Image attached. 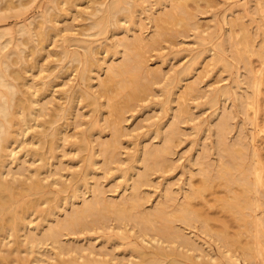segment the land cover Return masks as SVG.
Returning <instances> with one entry per match:
<instances>
[{"label":"rangeland","instance_id":"obj_1","mask_svg":"<svg viewBox=\"0 0 264 264\" xmlns=\"http://www.w3.org/2000/svg\"><path fill=\"white\" fill-rule=\"evenodd\" d=\"M10 1L17 8L3 14L10 15L17 12L21 4L24 6L21 22L14 17L0 22V31L12 30L6 38L15 37L14 30L32 20L38 30L46 29L47 35L49 33V36L41 37L45 44L38 47L36 53L32 48L40 42L29 36L23 38L24 45H10L16 51L24 50L22 67L30 69L25 84L31 87L24 86L25 94L28 96L41 90V102L48 103L44 113L49 114L39 118L43 128L50 125L45 122L60 109L69 110L65 117L58 119V126L64 130L62 140L54 145L50 158L53 166L42 177L63 175L58 181L70 183L74 176L89 175L85 177L87 180H84L78 198L81 205L82 197H93L92 188L96 185L104 188L106 198L117 201L131 193L137 179V176L131 180L125 176L130 169L137 167L140 172L146 168L145 153L168 147L170 149L162 153V163L149 172V184L142 188L145 208H152L167 192H172L181 203L187 191L198 190L200 198L194 202L199 205L193 208L201 212L199 218L194 217V220L192 217L191 225L189 220L185 224L182 219L184 222H179V226L177 223L181 218L171 216L177 220L173 226L185 229L202 246L203 257L200 259L207 260L210 254L216 257L212 264H228V258L237 264H264V221L258 225L254 223L257 216L264 220V0H121L120 11L110 18L98 9L105 10L111 0H57L56 10L51 11H48L51 0H0V8H5ZM47 12L54 13L51 24L44 21ZM87 48L93 52L94 65L83 80V70L92 60ZM64 51H68L66 58L61 56ZM127 54L141 56L144 67L139 70L138 80L149 84V89L140 94V100L133 102V106L124 110L117 151L119 161L106 166L101 144L114 137L112 127L116 112L112 101L123 106L132 86L122 89L114 84L109 92L103 90L102 82L109 77L110 66L121 64ZM12 59H17V55L13 54ZM124 75L121 76L129 79V74ZM225 115L229 118V131L226 144L223 142L224 148L248 152L242 153L248 157L247 164L245 159L241 160L244 164L236 160L239 156L236 152L233 154L235 160L228 157L227 151L220 146L222 142H218L217 125ZM172 123H178L177 136L172 142H165L166 131ZM43 128L34 127L19 137L14 146L16 159L10 165L14 171L21 166L34 169L43 164L36 162L37 156L33 154L47 150L36 141ZM225 161L234 166L230 165L234 169L233 172L230 170L232 174L225 173L216 180L213 177L214 181L212 175L219 173ZM248 164L254 165L251 172L247 171L250 168L246 169ZM208 166L213 167L212 172L210 169L213 181L208 178L210 172L205 171L206 168L209 170ZM205 173L209 176L205 177ZM60 189V185L53 187L48 196L51 202L42 205L44 210L54 204L55 197L67 196L70 192L60 194ZM257 192L263 193L262 199ZM239 202L252 206L246 210L247 207ZM239 204L240 208L245 207L243 211L251 214V219H255L253 224L249 214L237 208ZM71 208L68 202L63 203L61 217H65ZM238 213H244L250 221L242 214L244 219L239 217ZM36 216L33 217L35 224L40 221ZM240 218L243 220L238 221ZM131 222L129 227L133 229L134 222ZM35 224L29 225V229ZM104 235V231L98 230L85 232L78 240L73 235H66L62 241L71 239L70 242L75 240L80 246L92 245L97 252L105 246ZM120 237L126 239L123 241L126 245L131 243L126 235ZM110 244L117 242L106 243L107 251L112 253L106 258L112 262L125 255L126 260L130 258L131 250L127 246ZM21 246H25L22 250L27 248L28 252L21 254L23 257L27 254L25 261L28 264H75L73 260L76 259L71 253L59 256L50 241L42 249L37 248L36 243L32 249L26 241ZM36 252H44L45 258ZM89 252L90 249L85 254ZM195 252L191 250L188 254L196 256ZM19 253L13 254L22 256ZM47 254L53 258H46Z\"/></svg>","mask_w":264,"mask_h":264},{"label":"bare ground","instance_id":"obj_2","mask_svg":"<svg viewBox=\"0 0 264 264\" xmlns=\"http://www.w3.org/2000/svg\"><path fill=\"white\" fill-rule=\"evenodd\" d=\"M120 3L121 0H111L110 4L106 6L105 10L98 9V12H106L109 18L113 17L120 11ZM57 5V0H51V5L48 6V11L54 9L56 10ZM23 6L24 5L21 4L17 12H12L10 15L6 13L3 14L6 11H14L17 8L14 6V2H7L5 8H0V22L4 23L8 18L13 17L17 19V21L21 22ZM43 17H45V23L51 24L52 22H54V13L51 14L50 12H47ZM34 22L35 20L27 23L25 22L20 25L19 28H16L15 30L13 29L14 32H16L15 37L13 36L6 38L12 33L11 29L0 31V264H12L14 261H17V263L20 262L21 264H28L25 261V257L27 256V254H25L26 256L24 255V257L22 255L24 254V251H27V248H24L25 250L21 249V247H25L21 246L23 241H26L27 246L31 244L32 249L35 243L37 245V248L40 247L42 249L44 247L43 245H45L46 242L50 241L53 249L58 251L57 254L59 256H62V254H72V256L76 259L73 260V263L75 264H190L186 263V260L190 261L191 263L193 262L194 264H212L216 257L209 254L207 260H201L200 258L203 257L202 246H200L199 243H196L194 237L190 236L189 233L185 231V229H180V227L177 228L176 226H173V223H175V221L177 220H173L171 216L172 214L173 217L176 216V218L174 217L175 219L181 218L178 220V225L180 224L179 222L183 221L182 219H184L185 221L189 220L188 223H190L189 225H191L192 217L199 218L200 215L198 216V214H200L201 212L198 213L199 210L194 209L198 204L197 202V204H195L194 201H196L197 198H200L198 195V190L191 189L187 191L185 193V199L181 203L177 200L178 198H176L172 192H167L163 200H160L156 205L148 210L145 208L146 199L145 196L142 195V188L149 184V172H151L152 167L154 168L162 163V153L169 150L170 148L161 147L146 152L144 158L146 168L143 171L139 172V170H137V167H133L132 171L130 169L129 174L127 171L128 175L125 176L128 179L131 180L133 176H137V179L131 187V193L117 201L114 199L106 198L104 196V188L100 185H96L92 188L93 197L91 199L82 197L81 202H83V204L81 205L78 198L81 196L80 192L82 191L84 183L86 182L84 180H87L85 177H88L89 175H85L81 178L74 176L73 179L70 180V183H60L58 181V179H60V177H62L63 175L57 177L56 174H53L52 178L51 176H49L47 179L42 177V175L44 173H48L50 168L53 166V164L50 163V158L52 156L51 153L53 152L54 145L62 140L61 135L63 134L64 130L61 126H58V119L65 117L68 114L69 110L67 108L60 109L57 112V115L50 116L49 122H45L50 125L43 128V123L39 121V118H43L44 116L49 114L44 113L46 111L48 103L41 102L39 98V93L41 92V90L38 92H34L33 94L28 96L25 94L24 86L28 87V83L25 84L26 73H28L30 69L22 67V63L24 60V50L22 49V51H16L15 48L12 49L10 45H24L25 43L23 38L25 36H29V38H32L34 41L38 40L40 42L37 45L33 46V53H36L38 51V47L44 46L45 43L42 38L49 36V33L47 35L46 29L41 28L38 30ZM97 25H100V23H98ZM52 27L55 28V25H52ZM46 47H44L43 49H46ZM86 51L92 58V60L88 62L83 70V80H85L87 75L90 73V67L94 65L92 50L87 48ZM13 54L17 55V59H12ZM67 55L68 51H64L61 54L63 58H66ZM132 55L135 54H127L121 64L111 65L109 68V77L107 78V80L102 82L103 90H107L109 92H111V88L114 84H117V86H120L122 89L128 86H132L129 97L124 101L123 106H117L112 101L114 110L116 112L112 127L114 131V137L111 141L103 142L101 144V152L105 155L106 166H108V164H113L119 161L117 151L120 144L119 131L121 128L124 110L133 106V102L140 100V94L142 92H146L149 89V84L141 83L140 80H138L140 73L139 70L141 71V69L144 67V62L143 60L142 62L140 61V59L142 58L141 56H137L138 54L135 56ZM15 65L19 66L13 69ZM124 74H129V79H127V77L123 78L124 76H126ZM119 76H121L123 79H121V77L119 78ZM182 111L183 110H181V112ZM179 116H177V122L180 121L178 119ZM34 127L43 128L40 134V139H37L36 141H38L42 146L47 147V150L44 152L41 149L36 153L33 152V154L37 156L36 162L42 161L43 164L35 166L34 169L21 166L19 169L14 171V169H12V167L10 166L11 162L16 159L17 150L14 146L16 143H18L17 141L20 136L23 137L27 133V131L31 130ZM177 127L178 123H172L170 125L169 129L166 131L165 142H172V140L177 136ZM217 130L219 134L218 142H222V144L220 143V146H223L224 148L226 144L225 141L227 132L229 131L228 115H225L220 120L217 125ZM84 142H86V139L84 140ZM223 142H225V144H223ZM46 143L47 145H44ZM31 144L37 145V142H32ZM221 148L222 147H220L219 150H222ZM226 148H224L223 150H226ZM229 149L228 151L226 150L228 153V157L230 156V158L234 159L233 154L235 155L237 153L239 156H236V160H240V162L245 161L246 163L248 157L245 158L246 156L244 155H246L245 153L248 154V152H245V150L233 151L232 149ZM229 151L231 153H229ZM242 153H244V155ZM252 161L254 162V160ZM225 162L224 164H222V167L220 166L221 169L219 168L220 174L217 173L219 175H212V179L213 177H216V180L218 176L220 177L221 175L222 177L225 175V173H228L229 175L230 170H232L233 172L234 169H232V167L234 168V166L231 165L232 163L230 164L232 166L231 167L229 164H227V161ZM95 163L96 162H94V164ZM250 164L252 165L253 163L250 162ZM237 165L238 164L236 163V166ZM251 165H247L246 169L250 168V170L247 171L251 172V168H253L254 166ZM212 166L211 168H213ZM211 168H209V170H207L206 168L205 171L210 172ZM211 172L207 173L210 175V177H208L210 179ZM232 172L230 173L232 174ZM204 175L205 177L209 176L206 175V173ZM45 181H48V184H46ZM55 185H60V194L69 192V190L70 192L67 196H61L60 198L55 197L54 204H51L49 209L44 210L42 208V205L47 201L51 202V198H49L48 196L52 192V189ZM226 189L228 190V188ZM143 194L145 195V192H143ZM262 194L263 193H258L257 196H261L260 198L262 199ZM44 199L46 201H42ZM67 202L68 204L72 205V208L67 211L66 216L62 218L60 215V210L61 208H63V203L66 204ZM252 203L253 201L251 202V204ZM241 204H244V202ZM247 205L245 206L244 204V206L247 207L246 210L248 209V207L252 206ZM143 206L144 208H142ZM238 206L239 207L237 208H240L241 205L239 204ZM244 206L240 209L245 210ZM243 212L247 213L245 211ZM36 213H38L39 216H36ZM244 213H238V216L240 217V214H242L243 216ZM248 214V218H250L251 214L247 213L246 215ZM34 216H36V218H40V221L36 224V221L33 220ZM242 216L241 218H243ZM241 218L238 219V221H242L244 219L243 218L241 220ZM261 218L262 217L258 219L257 216L256 220L254 219L256 222H254L253 219H251L253 221H250V219L248 220L247 218L246 219L247 221L252 222V224L254 222L257 223L256 225H258V222L264 221L262 220L263 218ZM114 221L116 222L114 223ZM131 221L134 222V226H132L133 229L129 227L131 226ZM107 222L110 223L107 224ZM33 223L36 226L29 229V225ZM184 223L186 224L187 221ZM40 227H42L43 229H40ZM136 228H138L139 230H137ZM98 230H102L105 232V246H102V249L99 251L97 250V252L96 250H93L95 249V247H92V245L89 247H85L83 245L80 246L78 245V242H75V240L70 242L69 240L71 239L67 240V242L65 243L64 241H62V238L66 235H73L78 240L81 237V234ZM108 232L110 233L108 234ZM131 233L133 234V238L131 237ZM125 235L127 239H130L129 241L131 242L127 245L126 243H124L126 242L124 241L126 239H124V237H120ZM110 239H112V241H110ZM11 242L14 243V247H12L13 243L12 245H8ZM114 242H117V244H110V246L120 247V245H123L125 247L127 246L129 250H131L130 258L128 260H126V255L120 260L114 258V262L106 258L112 254L109 250L107 251L108 247L106 243ZM8 246H11L12 248H8ZM19 248L21 250H19ZM104 248H106L105 251L101 252L102 250H104ZM89 249L90 252L88 254H85L86 250ZM28 250L30 252L29 247ZM191 250L194 252L197 251V253L195 252L196 256H191L190 254H188ZM15 251H17L18 253L20 252L19 254L22 253V256L19 257L17 255V258L15 254H13L15 253ZM106 251L109 253H107ZM198 251L200 253H198ZM105 252L106 254H104ZM30 253L28 257L31 255ZM39 253L40 254H37L40 255L39 257H41L44 252ZM12 254L15 259H12ZM91 255H93V257ZM46 258H53V256L50 255V257H48L47 254ZM81 259H83V261ZM228 260V264H237L234 259L228 258ZM36 262L39 261L36 260ZM61 264H64V262H62Z\"/></svg>","mask_w":264,"mask_h":264}]
</instances>
